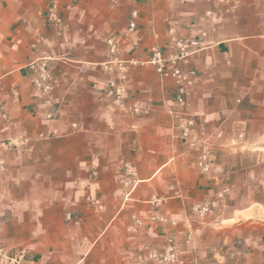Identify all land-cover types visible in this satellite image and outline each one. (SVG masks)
Here are the masks:
<instances>
[{"label":"crops","instance_id":"crops-1","mask_svg":"<svg viewBox=\"0 0 264 264\" xmlns=\"http://www.w3.org/2000/svg\"><path fill=\"white\" fill-rule=\"evenodd\" d=\"M53 5L61 25L47 20ZM237 5L230 14L202 0H0V139H26L0 147L1 246L24 247L28 264H151L133 261L137 247L160 245L172 233L187 251L184 264H264L261 196L230 206V184L246 186L264 161L246 159L264 153V0ZM133 8L139 29L126 37ZM167 20L176 34L202 41L190 59L198 77L184 109L204 146L182 138L169 111L180 110L173 81L153 66L127 74L126 102L136 101L139 115L100 93L108 80L99 66L106 38L117 39L120 56L143 59L153 43L166 49ZM43 52L55 79L49 103L27 67ZM205 152L208 171L197 164ZM122 161L134 165L138 179L127 200ZM223 189L218 208L193 214L194 204ZM152 196L161 200L151 205ZM87 198L99 199L102 209ZM157 213L177 224L151 221ZM133 215L144 221L137 232L128 229ZM187 222L191 246L183 243Z\"/></svg>","mask_w":264,"mask_h":264},{"label":"built area","instance_id":"built-area-1","mask_svg":"<svg viewBox=\"0 0 264 264\" xmlns=\"http://www.w3.org/2000/svg\"><path fill=\"white\" fill-rule=\"evenodd\" d=\"M138 2L142 0H130ZM186 0H176V2L184 3ZM204 2H217L221 4L226 11H231L237 7L239 0H202ZM117 2V0H113ZM138 9L133 8L130 12L127 21L125 36L136 33L138 31L137 25ZM47 20L55 25H61L62 19L57 13L55 6H51L47 10ZM168 27L166 29L167 46L166 49L162 48L158 43H153L148 46L145 58L139 59L134 56L122 57L119 53V43L113 36L106 38V58L99 63V66L108 74V80L100 89V93L110 99L113 105L118 109L130 112L134 115H139L141 109L136 101L127 103L129 96L127 87V74L131 68L137 67L142 64H149L154 67L155 71L161 75H169L174 85V106L177 109H169L177 118L176 125L181 131L182 138L186 143L195 147L199 144L204 146L205 141H199L195 132V119L194 116L189 114L184 107L187 104L188 91L196 83L198 74L197 70L191 66L190 59L202 48V41L197 38L183 37L175 33L173 26L167 20ZM157 37L156 33H153ZM133 47H139V41H132ZM51 56L42 53L29 61L27 67L30 71V82L34 87L37 95L45 102L49 103L53 97L55 88V79L51 72ZM55 116V111H48L45 113L46 119H52ZM76 128V124L72 125ZM242 135L240 134L239 137ZM25 138L21 140H1L0 147L4 146H18L24 144ZM197 164L203 171H208L210 168L209 153L201 154L197 160ZM120 176L119 185L123 193L124 199H130L137 186L138 179L136 177V169L129 161H122L119 165ZM223 191L217 194L216 198H221ZM161 198L152 196L147 202L151 205L156 204ZM89 204L93 205L96 209H102V202L99 199L87 198ZM217 204L216 199H207L202 202L196 203L192 206V212L198 217L213 211ZM67 219H71L67 215ZM151 221L158 223H170L175 226L176 220L169 219L163 214L157 213L150 216ZM188 223V222H187ZM144 221L136 216H132L131 223L128 229L131 232H137L143 226ZM183 243L186 246H191L193 241V233L190 224L185 227ZM186 249L178 242L175 235L169 233L165 236L160 245L141 244L137 247L136 255L133 259L134 262L149 261L151 264H184L186 259ZM129 262H127L128 264ZM0 264H28L27 250L24 247L9 251L0 245Z\"/></svg>","mask_w":264,"mask_h":264},{"label":"rangeland","instance_id":"rangeland-1","mask_svg":"<svg viewBox=\"0 0 264 264\" xmlns=\"http://www.w3.org/2000/svg\"><path fill=\"white\" fill-rule=\"evenodd\" d=\"M238 7V5H237ZM237 7L234 8L231 11H227L228 13L232 14L237 10ZM224 8V7H223ZM225 9V8H224ZM226 10V9H225ZM239 158L233 157L230 159V165L232 167H235L237 165V160ZM246 159L249 160H264V153H261V155H258V153L256 154H251L250 156L247 155ZM263 163L260 164V166L258 168H256L253 172V176H251L249 179L251 180L250 183L246 184V186L244 185L243 188L241 187V185H237V184H230V189L232 191L233 194V198L230 199V206H234L237 205V202H242L243 204L245 203L246 206H249V204L253 202V195L256 193L257 195L261 196V200H260V204L261 207L264 210V161H262ZM228 190V188H227ZM226 189H223V193L224 195L221 198H216L217 196L213 197L212 199H216L217 200V204L214 207V209L218 208L225 197V192H227ZM239 190V191H238ZM240 197V199H239ZM245 197V199H244ZM213 209V210H214ZM261 221L264 224V212L262 214L261 217Z\"/></svg>","mask_w":264,"mask_h":264}]
</instances>
